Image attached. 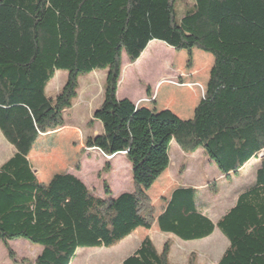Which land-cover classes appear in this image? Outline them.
Segmentation results:
<instances>
[{"label": "trees", "instance_id": "obj_1", "mask_svg": "<svg viewBox=\"0 0 264 264\" xmlns=\"http://www.w3.org/2000/svg\"><path fill=\"white\" fill-rule=\"evenodd\" d=\"M153 41L213 57L190 119L116 96L122 53L134 63ZM96 70L106 78L89 124L101 132L83 145L124 155L132 191L116 197L105 182L95 197L64 172L42 183L29 161L39 137L66 126L79 77ZM58 71L66 81L52 98L47 87ZM0 133L14 148L0 166V243L10 260L14 240L40 249L30 264H70L79 248H112L156 224L185 242L217 229L227 246L216 264H264V0H0ZM172 143L184 153L202 149L226 178L257 160L256 181L216 222L191 187L173 191L155 217L148 192L169 166ZM169 251L145 237L119 264H176ZM185 264H196L192 254Z\"/></svg>", "mask_w": 264, "mask_h": 264}, {"label": "rangeland", "instance_id": "obj_2", "mask_svg": "<svg viewBox=\"0 0 264 264\" xmlns=\"http://www.w3.org/2000/svg\"><path fill=\"white\" fill-rule=\"evenodd\" d=\"M176 5L179 19L183 8L180 4ZM121 58L124 64L123 76L126 73L131 78V87L137 88L139 84L145 83L152 85L154 91L153 84L159 82L162 86L159 103L168 106L166 110L173 107L181 119L192 118L193 108L205 93L213 66V57L210 54L194 49L189 56L185 51H175L161 42L153 41L136 62L130 63L124 53ZM204 58L207 60L206 64L210 61L206 69L200 67ZM66 76L64 71L56 73L47 87L49 97L57 95L66 81ZM105 78V70L80 76L78 96L65 113V129L41 136L36 141L29 161L37 171L38 179L42 174L45 177L63 172L72 174L99 198L103 197L104 182L114 197L132 191L130 166L124 155L106 157L97 150L85 149L83 145L87 136L101 132L100 124H89V121L100 96L102 100ZM153 97L155 100V95ZM138 100L140 99L134 103ZM187 100L188 105L185 104ZM13 153L14 148L0 133V166ZM169 158L166 172L148 193L155 208V217L161 213L174 188L192 186L196 192L199 210L215 222L232 206L239 194L254 185L256 171L260 167V162L253 160L236 176L226 178L203 154L202 149L194 153H184L174 143L170 146ZM105 164L109 165L107 172L104 171ZM145 237H150L159 250L167 243L170 247L169 261L176 264L187 263L191 254L196 264H216L227 246L226 239L217 229L206 239L185 242L160 233L154 224L150 231L140 228L112 248H79L70 264H119L137 249ZM9 247L14 253V260L9 259L7 248L0 243V264H30L40 252L39 248L22 239L9 242Z\"/></svg>", "mask_w": 264, "mask_h": 264}, {"label": "crops", "instance_id": "obj_3", "mask_svg": "<svg viewBox=\"0 0 264 264\" xmlns=\"http://www.w3.org/2000/svg\"><path fill=\"white\" fill-rule=\"evenodd\" d=\"M152 52H154L153 50H152ZM122 65L124 66V64L122 63ZM123 66H122V68H123ZM123 69H122V74H121V78H122V76H123ZM120 78V82H119V84H118V88H117V93H116V96H117V98L119 99V100H121V99H127V100H129V101H131L132 103H134L137 99H141V98H143V97H152L153 95H155V100H153L152 101V103L150 104V106L148 107V108H151V109H154V110H156V111H162V110H166L167 108H169L168 106H166V105H163V104H160L159 103V93H160V90L162 89V86H160L161 84L159 83V82H157V83H155V84H153L154 85V91H153V89H152V85H150V84H145V83H143V84H139V86L137 87V88H133V87H131V85H130V77L125 73V75L123 76V83H122V79ZM196 95H197V92L195 91L194 92ZM200 101V100H199ZM188 100L186 101V105H188ZM100 103H101V96H100V101L96 104V106L93 108V110L92 111H94L99 105H100ZM199 103V102H198ZM197 103V104H198ZM197 104L194 106V108H193V110L195 109V107L197 106ZM171 109V110H170ZM170 111L171 112H173L176 116H178L179 114L178 113H176L174 110H173V107H170ZM179 118L181 117L180 115L178 116ZM99 124V123H98ZM67 125V124H66ZM63 129H65V128H63ZM61 131V130H60ZM166 172V171H165ZM164 172V173H165ZM53 176V175H52ZM52 176H50V177H45V175H41L40 176V182H42V183H45V184H47L49 181H50V179L52 178ZM162 176H163V174H162ZM161 176V177H162ZM161 177L156 181V183L155 184H157V182L161 179ZM176 182H177V180H175ZM155 184H154V186H155ZM153 186V187H154ZM152 187V188H153ZM182 187H191L192 188V186H177L176 188H174L171 192H170V194H169V197L171 196V194L173 193V191H175L176 189H178V188H182ZM151 188V189H152ZM151 191V190H150ZM149 191V192H150ZM148 192V193H149ZM149 195V194H148ZM168 197V198H169ZM235 200H236V198H235ZM235 200H234V202H235ZM234 202H233V204H234ZM233 204H232V206H233ZM231 206V207H232ZM230 207V208H231ZM229 208V209H230ZM228 209V210H229ZM226 212V211H225ZM224 212V213H225ZM223 213V214H224ZM222 214V215H223ZM222 215H220L216 220H215V222L222 216ZM209 217V216H208ZM210 218V217H209ZM211 219V218H210Z\"/></svg>", "mask_w": 264, "mask_h": 264}, {"label": "built area", "instance_id": "obj_4", "mask_svg": "<svg viewBox=\"0 0 264 264\" xmlns=\"http://www.w3.org/2000/svg\"><path fill=\"white\" fill-rule=\"evenodd\" d=\"M151 98H143V99H140L138 100V102H136L135 106L136 107H140V106H149L151 104Z\"/></svg>", "mask_w": 264, "mask_h": 264}, {"label": "water", "instance_id": "obj_5", "mask_svg": "<svg viewBox=\"0 0 264 264\" xmlns=\"http://www.w3.org/2000/svg\"><path fill=\"white\" fill-rule=\"evenodd\" d=\"M33 173L36 175L37 174V171L36 170H33Z\"/></svg>", "mask_w": 264, "mask_h": 264}]
</instances>
